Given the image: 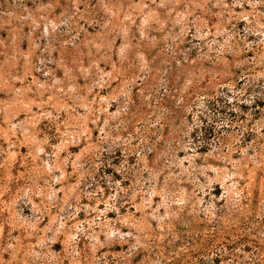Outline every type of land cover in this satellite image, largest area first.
I'll return each instance as SVG.
<instances>
[{"label": "rangeland", "instance_id": "rangeland-1", "mask_svg": "<svg viewBox=\"0 0 264 264\" xmlns=\"http://www.w3.org/2000/svg\"><path fill=\"white\" fill-rule=\"evenodd\" d=\"M0 264H264V0H0Z\"/></svg>", "mask_w": 264, "mask_h": 264}]
</instances>
